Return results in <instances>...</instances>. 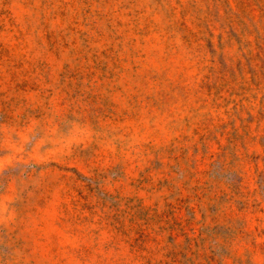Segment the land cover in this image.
<instances>
[{
  "label": "rangeland",
  "instance_id": "obj_1",
  "mask_svg": "<svg viewBox=\"0 0 264 264\" xmlns=\"http://www.w3.org/2000/svg\"><path fill=\"white\" fill-rule=\"evenodd\" d=\"M0 264H264V0H0Z\"/></svg>",
  "mask_w": 264,
  "mask_h": 264
}]
</instances>
